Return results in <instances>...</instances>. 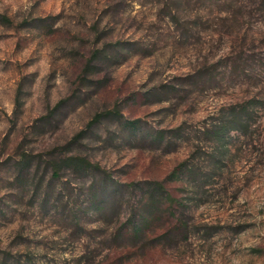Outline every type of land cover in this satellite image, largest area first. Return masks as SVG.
Wrapping results in <instances>:
<instances>
[{
  "label": "rangeland",
  "instance_id": "1",
  "mask_svg": "<svg viewBox=\"0 0 264 264\" xmlns=\"http://www.w3.org/2000/svg\"><path fill=\"white\" fill-rule=\"evenodd\" d=\"M1 16L0 264H264V0Z\"/></svg>",
  "mask_w": 264,
  "mask_h": 264
},
{
  "label": "trees",
  "instance_id": "2",
  "mask_svg": "<svg viewBox=\"0 0 264 264\" xmlns=\"http://www.w3.org/2000/svg\"><path fill=\"white\" fill-rule=\"evenodd\" d=\"M0 21H7L6 17L1 16L0 17ZM234 123L236 125H240V120H236L234 121ZM132 124H136L132 123ZM63 163L69 167H73L75 169V171L77 172H81L82 174H86V173H90V172H100L102 173L103 170L100 168V166L92 164L88 159L85 158H80V157H69L66 160L63 161ZM61 172V168L57 169L55 168L54 170V176L58 177L59 173ZM102 185H104L105 187H107L108 183H112V194L113 196H116L117 194H121L122 193V187L121 185H118L117 183H115L113 181V179L110 176H105L104 178H102L101 180ZM140 184H131L130 186H136V188L139 186ZM160 189H163V185L161 184L160 186H158ZM106 204L105 201H100L97 205V212L99 214H105L106 213ZM138 230V229H137ZM136 230V234H138L140 231Z\"/></svg>",
  "mask_w": 264,
  "mask_h": 264
}]
</instances>
